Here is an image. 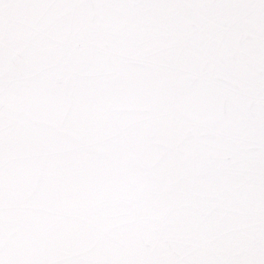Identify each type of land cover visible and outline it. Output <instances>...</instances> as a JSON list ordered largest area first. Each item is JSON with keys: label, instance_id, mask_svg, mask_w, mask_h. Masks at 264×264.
I'll list each match as a JSON object with an SVG mask.
<instances>
[{"label": "snow or ice", "instance_id": "1", "mask_svg": "<svg viewBox=\"0 0 264 264\" xmlns=\"http://www.w3.org/2000/svg\"><path fill=\"white\" fill-rule=\"evenodd\" d=\"M0 264H264V0H0Z\"/></svg>", "mask_w": 264, "mask_h": 264}]
</instances>
